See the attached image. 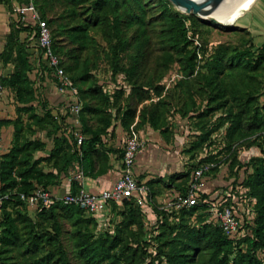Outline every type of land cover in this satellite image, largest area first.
Wrapping results in <instances>:
<instances>
[{
	"label": "trees",
	"instance_id": "16d2710c",
	"mask_svg": "<svg viewBox=\"0 0 264 264\" xmlns=\"http://www.w3.org/2000/svg\"><path fill=\"white\" fill-rule=\"evenodd\" d=\"M47 1L51 2L52 0ZM65 1L73 7L94 2V9L98 12V18L112 23V31L117 39L113 47L115 58L113 59V73L125 72L131 74L135 68V64L140 62L145 55L144 49L149 39L144 34V31L140 29L133 36L132 43L136 50L133 56L134 64L125 68L118 63V53L125 51L130 46V42L121 34L124 30L119 25L120 21L116 15L117 9L116 7L112 8L111 0ZM162 1L164 6L161 15L166 16V24L161 32L169 47L180 56V61L184 62L182 70L185 74H183L182 80H186L192 76L195 72L196 63L199 60L203 61L202 63L206 67L204 79L215 90L214 95L210 97V104L215 102V106L211 105L207 107L203 110V115L223 108L226 99H228V92L224 82L222 83L219 77L224 74L227 67L240 66L252 72H257L261 68L263 69L264 43L259 47H255L250 33L245 28L232 25H215L213 22L193 14L179 12L169 0ZM43 2L44 0H35V5L50 29L53 51L61 58V66L77 88L81 101L79 120L83 138L78 144L74 137L75 126L73 122L75 115L68 106V102L71 101L62 100L54 105L56 108L51 106L52 104L49 102L48 96L45 92H41L45 89L41 90V86L44 87V85L43 82L40 83V77L43 76L37 71L36 75L39 74V79L36 81L30 75L33 65L27 58L28 48L26 43H20L13 35L10 36L7 49L4 51L2 58L5 61L7 56H12V51H15V57L12 58L14 71L3 82L14 93L17 112L26 113L30 122H28V130H26L19 116L15 117V119H0V127L2 125H10L12 127L11 145L0 157V194L9 190L30 194L37 187L48 188L56 185L60 183L61 176L69 175V169L72 164H76L83 175L96 176L101 174L104 169L98 168L95 171L97 166L95 165V160H98L99 154L103 153L102 148H105V141L103 139L108 134H113L112 128L117 123L124 130H128V124L134 113L133 110L127 109L123 112V117L114 114V118H111L110 113H104L99 103L96 102L93 106L83 103V92L87 93L90 98L105 99L106 97L101 87L96 85L81 90L77 86L73 75L67 71L65 65L66 59L56 49L53 40L51 28H55V25L57 26V17L48 10V5L42 4ZM71 13L74 15L75 11L72 10ZM109 13L113 14L112 19L109 18ZM197 27L242 31L249 35V42L242 49L233 47L227 43L218 44L209 54L203 55L205 53L203 47L200 48L199 46L198 48L196 41L192 39L195 35L191 32V29ZM89 28L90 25L86 22L77 23L68 30L70 40L83 46L88 37ZM139 28L143 27L140 26ZM79 76L82 80L90 77L85 71H80ZM174 80L176 81L175 78ZM261 85L264 87V79ZM151 89L152 87L150 86L148 90ZM254 90H256L255 87H252V92L247 90V93L250 94L244 101H242L243 97L237 98L242 105L239 108V110L241 109L240 111L238 110V112H234L231 116L223 118L222 125L228 123V126L223 131L227 140L231 141L242 131L249 134L264 129V102L259 103L261 101L260 97L258 98L259 94L258 92L254 94ZM251 96L257 97V99H254L255 103L253 105L250 104ZM256 101H258V104ZM66 103L67 106L65 107L64 114H59L58 107ZM36 107H39L41 112H36ZM85 111L91 112L98 117V126L95 128L85 126L82 117ZM245 114L248 115L245 117ZM56 115L58 118H56ZM245 119L248 121L246 122ZM151 123L157 128L155 121L152 120ZM32 125H36L37 128H44L47 125L53 127V131L49 132V136H52L51 147L44 157H34L36 151H44L46 149V141L30 137L35 133V128ZM189 130L192 131L191 125ZM191 131L190 133L193 132ZM66 132L69 133L70 142L64 138L60 141L61 135ZM209 134L201 135L200 141L206 140ZM214 137L212 136V139ZM239 140L241 139H237L236 142ZM63 142L66 143V146H63ZM257 148L259 149L258 156H256L257 154H253L243 158L239 152L231 163L223 160L221 155L212 154L205 149L197 156V162L186 168L184 172L170 174L166 180L162 178L147 180L150 188V202L147 206L137 205L133 200H124L120 203L113 202L111 210L117 208L121 211V227L124 228L140 227L141 225L144 227L148 225L149 227L153 226L154 229L159 231L160 228L164 229L167 226L169 229L168 236L160 244L165 249L159 252V256L164 259L165 264H264V146ZM119 155L121 156L122 152ZM45 161L48 164H45ZM208 161L226 163L228 169L232 170V173H227L226 176L222 177L219 187L215 189L228 190L229 187H232L231 195L226 196L223 204L237 205L244 201V199L252 201V217L249 221L244 220L242 224L244 231L239 239L229 238L219 225L207 220L208 211L206 203L201 202L191 207L179 209L164 208L157 203L156 194H159L161 189L173 188L179 192H184L188 185L191 170ZM44 167L48 169L45 170ZM218 171L219 166L215 167L211 173L215 177ZM239 180L242 187L235 192L236 186L240 184L238 183ZM78 188L77 183L73 181L71 191L75 192ZM200 196L201 199H208L211 194L203 193ZM28 208L34 210L40 218L51 221L53 232L52 234H47L46 241L56 243L59 228L55 210L59 209L73 226L72 238L74 245L86 264L119 263L121 237L114 235L108 238H94L93 234L87 230V225L95 222L94 216L85 210L76 205L63 204L61 202H56L41 209H34L17 195H12L2 205L0 220V264H14L9 260L8 256L4 257L3 254L7 253L10 249L18 248L22 243L19 223L28 228L29 236L32 239L38 240L43 237L34 232L36 224L28 217ZM148 210L155 214V220H146ZM163 235L164 232L160 234V237ZM33 245L36 246V242H33ZM29 251L30 249L26 248L24 252ZM204 256L206 258H203ZM59 261H61V264H70L66 261L65 257H59ZM49 262L50 258L48 257L46 260L38 259L32 264H49ZM146 264H150V262Z\"/></svg>",
	"mask_w": 264,
	"mask_h": 264
},
{
	"label": "rangeland",
	"instance_id": "374dc122",
	"mask_svg": "<svg viewBox=\"0 0 264 264\" xmlns=\"http://www.w3.org/2000/svg\"><path fill=\"white\" fill-rule=\"evenodd\" d=\"M44 2L42 4L48 5V10L57 17V26L55 25V28H51V24L49 26L52 29L56 49L66 59L67 71L73 75L81 90L96 85L101 87L106 97L105 99L90 98L87 93L83 92V103L89 106H93L96 102L99 103L104 113H110L111 118H114V114L123 117L125 110H133V117L128 124L129 131L139 135L141 132L146 134L148 130L151 135L158 134L165 143L173 145L171 149L177 147L180 154L178 159L184 169L174 172L175 174H180L195 164L197 156L205 149L212 154L221 155L223 160L228 163L235 160L239 152L245 154L242 155L243 158L253 154L259 155L257 147L264 146V129L249 134L242 131L233 138L234 140L232 139L233 141H229L223 133L228 123L222 125L221 122L224 120L223 118L238 112L242 105L237 98L243 97L242 101L246 100L250 94L247 93V90L252 92V87L256 88L253 93L258 92V98L260 97L261 100L264 94V87L261 85L264 79V68L252 72L240 66L227 67L219 80L226 86L228 99H226L223 108L203 115V110L211 105L215 106V102L210 104V97L214 95L215 90L204 79L206 67L201 60L196 63L195 72L198 71L197 74L194 72L192 76L182 80L183 74H185L182 70L184 62L180 61V56L169 47L161 32L166 24V16L161 15L164 6L162 0H111L112 8L116 7L117 9L119 25L124 30L121 34L130 42V46L125 51L118 53V63L125 68L134 64L133 56L136 50L132 38L140 29L149 39L144 49L143 59L135 64L131 74L113 73V59H115L113 47L117 39L112 31V23L98 18L94 2L77 7L70 6L65 0H52L51 2L44 0ZM116 4L117 6H115ZM174 8L181 12L175 6ZM72 10L75 11L74 15L71 13ZM109 18L112 19L113 14L109 13ZM84 22L88 23L90 28L85 44L81 46L70 40L68 30L77 23ZM140 26L143 28H139ZM191 32L195 35L192 39L198 41L200 48L203 47L205 50L203 55L209 54L218 44L227 43L242 49L249 42V35L242 31L197 27L191 29ZM80 71L87 72L91 78L82 80L79 76ZM32 78L37 81L39 76L37 74L35 78L32 74ZM174 78L176 81H173ZM49 79L52 80V77ZM44 80L43 77H40V83ZM149 85L152 87L151 90H148ZM155 87L157 88L155 89ZM44 88L41 86V90ZM251 98L250 104L253 105L254 99L257 97L251 96ZM258 101H256L257 104ZM50 103L52 104V102ZM16 106L15 103L10 119L19 116L24 128L28 130L30 119L26 113L17 112ZM54 107L56 108V106ZM36 112H41L39 107H36ZM247 115L245 114V117ZM249 115L251 116V114ZM82 117L87 127L95 128L99 124L98 117L91 112H83ZM56 118H58L57 115ZM152 120L156 122L157 128L152 125ZM245 121L248 120L245 119ZM185 125H191L193 132L189 130V133L190 131L192 133L185 135ZM32 126L35 128V133L30 137L46 141V149L36 151L34 157H44L51 147L52 136H49V132L53 131V127L51 125L44 128ZM207 133H210L209 136L201 142L200 136ZM212 136H215L214 139ZM61 137L60 141L63 138L70 140L68 132ZM237 139L241 140L236 142ZM63 146H66L65 142H63ZM250 149L255 153L248 152ZM46 163L48 164L45 161ZM171 163V167L174 169L176 164L174 161ZM47 169L46 167L45 170ZM77 171V165L72 164L69 175H73ZM227 173H232V170L228 169ZM55 213L59 228L56 243L45 239L48 233L52 234L53 232L51 221L40 218L34 210L28 208V217L36 224L34 232L43 237L38 240L32 239L29 236L28 228L19 223L22 243L18 248L10 249L3 256H8L14 264H32L38 259L46 260L48 257L50 258L49 264H61L59 257H65L70 264H86L74 245L71 222L59 209H56ZM93 218L95 222L89 223L87 230L93 234L94 238H108L114 235L121 237L118 264H146L147 262L165 264L164 259L159 256V252L165 249L160 244L168 236L167 226L164 229L160 228L159 231L148 225L121 227L122 215L117 208L106 213L102 218L96 216ZM162 232L164 235L160 237ZM33 242H36L37 245L34 246ZM26 248H29L30 251L24 252Z\"/></svg>",
	"mask_w": 264,
	"mask_h": 264
},
{
	"label": "built area",
	"instance_id": "2783aa9c",
	"mask_svg": "<svg viewBox=\"0 0 264 264\" xmlns=\"http://www.w3.org/2000/svg\"><path fill=\"white\" fill-rule=\"evenodd\" d=\"M26 8L30 12V17L24 18L22 22L25 26H31L32 28L30 34L32 45L30 47L37 57L38 73L44 77H52L57 91L68 97L67 102L71 101L68 102V106L75 115L73 122L75 126L74 137L79 144L83 138V134L81 133V123L79 120L81 101L77 88L62 68L61 58L53 51L50 29L46 20L41 18L35 5V0H27ZM24 10L25 8H20L18 11L23 13ZM196 43L199 48V42L196 41ZM1 91L2 87L0 86V95ZM66 106L67 103L58 108L61 115L64 114ZM118 125L120 126L119 123L116 126ZM121 130L122 155L119 161V173L111 187L97 192L88 191L83 185V173L78 168V171L70 178L71 181H75L79 186L75 192L69 190L58 193L50 187H37L30 194L17 192L16 190H9L0 194V220L3 202L12 195H17L34 209H41L53 205L56 202H61L63 204L76 205L98 218H102L106 213L112 211L111 206L113 202L120 203L124 200H133L137 205L147 206L150 202L149 185L145 178H141L135 172L137 156L144 141L129 130H124L123 128ZM3 151L0 143V157L4 153ZM217 166H219V171L214 177L211 172ZM227 167L226 163L208 161L193 168L190 172L186 190L179 192L173 188L170 189L167 195L168 200L160 203V206L179 209L182 207H191L201 202L206 203L208 211L207 220L219 225L229 238L239 239L244 231L242 229L244 220L249 221L252 217V201L244 199V201L237 205L223 204L226 196L231 195L232 187H229L228 190L215 189L219 187V182L222 177L227 175ZM238 183L240 184L236 186L235 192L242 187L240 180ZM203 193L211 194V196L208 199H201L200 195Z\"/></svg>",
	"mask_w": 264,
	"mask_h": 264
},
{
	"label": "crops",
	"instance_id": "0c3cea01",
	"mask_svg": "<svg viewBox=\"0 0 264 264\" xmlns=\"http://www.w3.org/2000/svg\"><path fill=\"white\" fill-rule=\"evenodd\" d=\"M26 4L27 0H0V86L2 87L0 95V119H10L15 107L14 93L3 82L5 79L9 78L10 74L14 71V62L12 58L15 57V51L13 50L11 53L12 56H7L5 61L2 58L4 51L7 49V43L10 36L13 35L20 43H26L28 48L27 58L33 65L32 72L30 73L31 77L33 74L36 78V72L38 71L37 57L35 56L33 49L30 47L32 45L30 35L32 28L31 26H25L22 22L24 18L30 17V12L26 8ZM20 8H25L23 13L18 11ZM220 25H232L245 28L250 33L255 47L261 46L264 43V0H254V2L243 13L237 15L233 21L223 22V24ZM43 78H45L43 81L45 94L48 96V99L52 104L67 100L68 97L65 94L57 91L53 80L44 76ZM261 100L264 101V94L262 95ZM7 113L9 114L7 115ZM189 128L190 126L185 125V135H187ZM121 129L122 128L119 125L114 126L112 128L113 134H108L103 139L105 141V148H102L103 153H100L98 160H95V165H97L95 171L98 168H102L104 171L96 176L83 175V185L88 191L97 192L109 188L117 178L119 173V161L121 158L119 153L122 152ZM137 136L144 141L143 146L138 153L135 166V172L140 175V177L145 178L148 181L156 180L157 178L166 180L170 174L184 169L183 165L179 162L178 157L180 154L178 153L176 146L174 149H171L173 145L165 143L163 138H160L158 134L151 135L148 130L146 134L145 132H141ZM11 138L12 127L10 125H2L0 127V143L4 153L11 145ZM248 152L255 153L252 149L248 150ZM240 155L242 156L245 154ZM173 161L176 164L174 165V169L171 167V162ZM73 176L74 174L61 176L60 183L52 185L50 188L58 193L71 190L73 181H71L70 178ZM170 189L172 188L161 189L160 193L156 194L157 203L160 204L168 200L167 195ZM146 216L147 221L155 220V214L150 210L147 211Z\"/></svg>",
	"mask_w": 264,
	"mask_h": 264
},
{
	"label": "water",
	"instance_id": "95a60500",
	"mask_svg": "<svg viewBox=\"0 0 264 264\" xmlns=\"http://www.w3.org/2000/svg\"><path fill=\"white\" fill-rule=\"evenodd\" d=\"M177 9L185 14H193L215 24L223 22L214 18V12L225 0H169ZM229 24V23H224Z\"/></svg>",
	"mask_w": 264,
	"mask_h": 264
},
{
	"label": "bare ground",
	"instance_id": "6f19581e",
	"mask_svg": "<svg viewBox=\"0 0 264 264\" xmlns=\"http://www.w3.org/2000/svg\"><path fill=\"white\" fill-rule=\"evenodd\" d=\"M254 0H225L214 12V18L222 22H231L243 13Z\"/></svg>",
	"mask_w": 264,
	"mask_h": 264
}]
</instances>
